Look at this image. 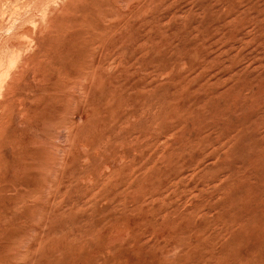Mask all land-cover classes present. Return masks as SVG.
Segmentation results:
<instances>
[{"label":"rangeland","instance_id":"1","mask_svg":"<svg viewBox=\"0 0 264 264\" xmlns=\"http://www.w3.org/2000/svg\"><path fill=\"white\" fill-rule=\"evenodd\" d=\"M264 0H0V264H264Z\"/></svg>","mask_w":264,"mask_h":264},{"label":"bare ground","instance_id":"2","mask_svg":"<svg viewBox=\"0 0 264 264\" xmlns=\"http://www.w3.org/2000/svg\"><path fill=\"white\" fill-rule=\"evenodd\" d=\"M264 245V244H263ZM264 247V246H263Z\"/></svg>","mask_w":264,"mask_h":264}]
</instances>
